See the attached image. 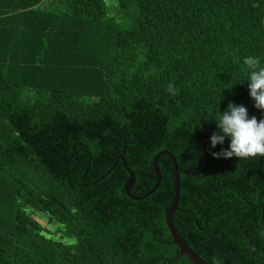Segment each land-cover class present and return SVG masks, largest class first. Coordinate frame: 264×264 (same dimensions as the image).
I'll use <instances>...</instances> for the list:
<instances>
[{
  "label": "trees",
  "instance_id": "obj_1",
  "mask_svg": "<svg viewBox=\"0 0 264 264\" xmlns=\"http://www.w3.org/2000/svg\"><path fill=\"white\" fill-rule=\"evenodd\" d=\"M47 2V5H43ZM0 0V264H264V157H216L214 119L255 107L264 0ZM173 90L169 91V85ZM27 209L75 239L51 238Z\"/></svg>",
  "mask_w": 264,
  "mask_h": 264
},
{
  "label": "clouds",
  "instance_id": "obj_2",
  "mask_svg": "<svg viewBox=\"0 0 264 264\" xmlns=\"http://www.w3.org/2000/svg\"><path fill=\"white\" fill-rule=\"evenodd\" d=\"M244 63L249 67L246 79L249 81V95L255 102L257 109L264 110V64L259 56H247ZM173 85H169V91ZM217 131L210 137L211 147L221 146L225 140L230 141L228 148L221 147L214 152L216 157L238 158L264 157V119L249 116V111L243 104L229 102L226 110L214 119Z\"/></svg>",
  "mask_w": 264,
  "mask_h": 264
},
{
  "label": "water",
  "instance_id": "obj_3",
  "mask_svg": "<svg viewBox=\"0 0 264 264\" xmlns=\"http://www.w3.org/2000/svg\"><path fill=\"white\" fill-rule=\"evenodd\" d=\"M163 155H167L172 161L173 177H174V184H175L174 199H173V201H172V203H171L170 207L168 208L166 215H165V225L167 227V230H168V232L172 238L173 244L175 246H177V248L179 249V256H186L193 264H208L203 259H201V257H199L196 253H194L182 241V239L177 234V232L173 226V215L178 210V202H179V195H180V178H179L177 161H176L175 157L170 152L161 151L155 156V158L153 160V169H154L155 175L157 177V183L151 191H149L145 196H143L141 198L131 197L130 192H131V189L134 185V176L130 171H128L130 178L125 185V192H126L127 196L130 197L134 201L143 200V199L147 198L148 196H150L152 193H154L158 189V187L161 183V173H160L159 168H158V159L160 156H163ZM260 209H261L260 219H261L262 228L264 230V202L262 204H260Z\"/></svg>",
  "mask_w": 264,
  "mask_h": 264
},
{
  "label": "rangeland",
  "instance_id": "obj_4",
  "mask_svg": "<svg viewBox=\"0 0 264 264\" xmlns=\"http://www.w3.org/2000/svg\"><path fill=\"white\" fill-rule=\"evenodd\" d=\"M43 5H47V2H45ZM105 5L107 7V15L108 17L112 18L113 20H119L118 16V2L117 0H105ZM28 213L32 214V217L39 222L43 228L47 229L49 232H51V238L60 241L66 245H72L75 243V239L71 237H65L62 235V227L54 222L50 221L49 217L46 214H43L38 211H34L32 209H27Z\"/></svg>",
  "mask_w": 264,
  "mask_h": 264
}]
</instances>
